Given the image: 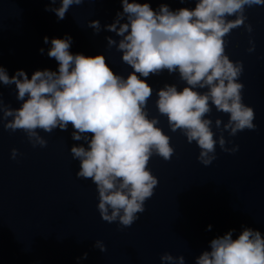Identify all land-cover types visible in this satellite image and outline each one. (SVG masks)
<instances>
[{
    "label": "water",
    "instance_id": "water-1",
    "mask_svg": "<svg viewBox=\"0 0 264 264\" xmlns=\"http://www.w3.org/2000/svg\"><path fill=\"white\" fill-rule=\"evenodd\" d=\"M162 2L172 9L194 7L188 0L183 4L151 0V6L155 9ZM46 7H59V0L55 5L47 0H0V66L9 76L17 70L29 77L36 70H56V62L47 57L51 45L43 38L65 35L72 38L73 54L104 55L117 74L126 77L131 71L121 61V53L107 49L105 37L118 38L103 30L121 10L119 0H85L72 6L64 20L46 12ZM245 16L252 31L244 26L231 30L225 37V54L243 65L238 82L244 86L243 103L254 110L255 130L234 137L224 132L225 147L237 151L223 152L217 145L216 159L203 166L196 143H187L179 130L171 132L166 117L155 108L158 89L175 84L180 90L186 85L178 74L166 71L150 77L149 118L159 120L157 126L170 137L174 155L169 161L156 155L150 159L148 168L158 185L131 227L101 220L95 186L76 176L79 162L70 148L82 142L71 139V127L51 134L38 130L47 146L33 148L22 131L9 132L0 124V264H161L164 253L195 264L211 239L231 229L234 238L242 226L264 235V6L246 7ZM97 20L102 30L94 34L87 25ZM0 94L5 104L19 107L14 85H0ZM205 118L213 121L218 138L214 121L226 123L227 114L213 108ZM12 149L19 153L15 160L10 159ZM209 225L211 231H206ZM97 240L104 244V253L94 248ZM84 253L87 259L78 260Z\"/></svg>",
    "mask_w": 264,
    "mask_h": 264
},
{
    "label": "clouds",
    "instance_id": "clouds-1",
    "mask_svg": "<svg viewBox=\"0 0 264 264\" xmlns=\"http://www.w3.org/2000/svg\"><path fill=\"white\" fill-rule=\"evenodd\" d=\"M57 2L47 0L49 5ZM84 2L59 0V7H46L45 11L64 20L72 6ZM188 2L194 7L172 9L162 2L153 9L151 0H119L121 10L103 30L118 38L105 37L107 49L114 47L131 69L126 77L114 72L104 55L73 54L68 35L43 38L44 44L51 45L47 57L56 62V70H36L30 77L17 70L9 76L0 66V85H14L15 99L20 102L18 108H12L0 94V124L9 132L22 131L33 148L47 146L39 131L51 134L71 127V139L82 142L70 148L72 158L79 162L76 176L95 186L97 211L108 224L132 226L158 185L148 168L150 159L156 155L169 161L174 155L170 137L157 126L159 120L149 118L147 104L153 96L147 83L150 77L166 71L178 74L186 85L180 90L175 84L158 89L155 108L166 117L171 132L179 130L187 143H196L200 150L197 159L203 166L216 159L217 145L223 152L237 151L236 147H225L224 132L234 137L238 132L255 130L254 110L243 103L244 86L238 82L243 65L225 54V37L241 26L251 32L245 25V9L264 6V0ZM87 26L94 34L102 30L98 20ZM39 52L43 55L44 49ZM213 108L228 116L226 123L219 118L214 121L218 138H214L213 121L205 118ZM18 155L12 149L10 159ZM206 231H211V225ZM234 233L231 229L211 239L195 264H264V235L247 226H242L235 238ZM93 246L101 253L106 251L99 240ZM77 259H87V253ZM160 260L161 264H185L183 256L168 253Z\"/></svg>",
    "mask_w": 264,
    "mask_h": 264
}]
</instances>
